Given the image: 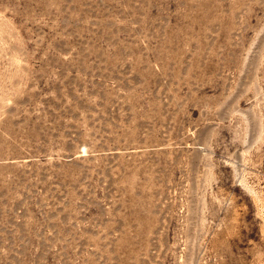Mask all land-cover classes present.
Instances as JSON below:
<instances>
[{
    "label": "rangeland",
    "instance_id": "obj_1",
    "mask_svg": "<svg viewBox=\"0 0 264 264\" xmlns=\"http://www.w3.org/2000/svg\"><path fill=\"white\" fill-rule=\"evenodd\" d=\"M0 264H264V0H0Z\"/></svg>",
    "mask_w": 264,
    "mask_h": 264
}]
</instances>
